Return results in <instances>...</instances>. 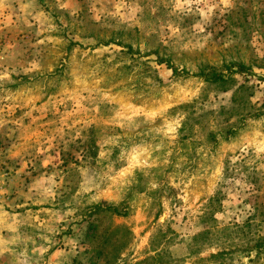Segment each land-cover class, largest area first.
I'll return each instance as SVG.
<instances>
[{
	"label": "rangeland",
	"instance_id": "rangeland-1",
	"mask_svg": "<svg viewBox=\"0 0 264 264\" xmlns=\"http://www.w3.org/2000/svg\"><path fill=\"white\" fill-rule=\"evenodd\" d=\"M0 264H264V0H0Z\"/></svg>",
	"mask_w": 264,
	"mask_h": 264
},
{
	"label": "trees",
	"instance_id": "trees-1",
	"mask_svg": "<svg viewBox=\"0 0 264 264\" xmlns=\"http://www.w3.org/2000/svg\"><path fill=\"white\" fill-rule=\"evenodd\" d=\"M155 55H157L155 53ZM161 64H166L168 66L169 69L173 70V73L175 75H182L180 74L178 68L174 67L173 64H171L169 61H161ZM233 68H236V70L234 71L235 74H242L245 71V67L238 64L233 66ZM232 71V70H231ZM186 73V72H184ZM184 75H188L187 73ZM204 75L203 77L205 78V82L211 83V84H216V85H225L226 83H228L230 81V76H226L223 73H219L217 71H212L210 74L206 75V74H202ZM230 134H234L235 131H230ZM105 211H109L111 214L119 216V217H126L127 214H123L121 212H119V209L117 207H108L105 208Z\"/></svg>",
	"mask_w": 264,
	"mask_h": 264
}]
</instances>
